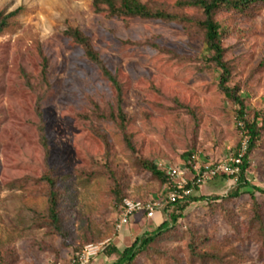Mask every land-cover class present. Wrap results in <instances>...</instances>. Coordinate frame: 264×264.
I'll list each match as a JSON object with an SVG mask.
<instances>
[{
    "label": "rangeland",
    "instance_id": "1",
    "mask_svg": "<svg viewBox=\"0 0 264 264\" xmlns=\"http://www.w3.org/2000/svg\"><path fill=\"white\" fill-rule=\"evenodd\" d=\"M139 1L189 22L118 19L95 12L91 0H0L2 17L12 14L0 33V264H71L90 244L102 250L89 264H112L117 256L107 249L129 247L172 211L166 187L142 161L181 167L195 157L230 168L234 154H244L239 107L221 91V70L195 24L201 10L176 6L185 0ZM214 20L227 87L242 97L244 120L261 129L245 178L264 190V3ZM70 29L89 39L120 83L133 151L109 117L114 89L66 35ZM47 178L59 196L61 235L49 226ZM234 185L228 172L197 188L193 196L211 200L188 205L132 264H264V196L254 193L259 225L246 189L227 198ZM118 195L163 206L117 232ZM192 249L213 257L197 260Z\"/></svg>",
    "mask_w": 264,
    "mask_h": 264
},
{
    "label": "trees",
    "instance_id": "2",
    "mask_svg": "<svg viewBox=\"0 0 264 264\" xmlns=\"http://www.w3.org/2000/svg\"><path fill=\"white\" fill-rule=\"evenodd\" d=\"M264 0H185L178 1L176 6L187 7V8H197L201 10L203 15V20L196 22L195 24L203 32V42L207 50L211 53L210 61L215 64L217 68L221 70L219 86L223 94L227 99L235 102L239 107L238 117L242 122V131L244 135L248 138L247 146L244 154L240 156V163L238 165H232L238 168V173L234 175L235 185L233 189L228 193L227 198H236L241 195V190L246 189L247 194L252 199V216L253 219L262 225V220L260 217L259 206L254 199V193H258L264 196V190L259 189L246 181L245 173L248 169V156L255 149V143L259 140L260 130L255 122H248L244 120V104L243 99L227 87V81L229 77V69L226 63L223 61L224 49L221 45L220 38V27L219 24L214 20V16L220 11H228L236 14L244 13L245 11L252 8V6L263 4ZM92 7L95 12H105L110 17H115L118 19L125 18H138L144 20H159L165 22H177V23H188L189 20L186 17H180L163 10H152L147 6L142 4L139 0H91ZM12 14L2 17L0 14V33L6 26V21ZM66 35L71 38V40L80 46L86 59L93 64L101 76L107 80L115 91L114 101H113V112L109 116L111 120L116 121L118 126L124 133V141L126 146L133 151L131 146L130 138L125 134V125L128 121L124 111H123V92L122 87L116 77L109 72L104 63L101 61L97 52L91 46L89 39L84 36L77 29H70L67 31ZM45 68V67H44ZM45 72V69H44ZM105 118L104 115H101ZM264 121V115H263ZM190 157V155H187ZM239 153L234 154V158H238ZM141 165L145 168L154 178H156L163 186L171 189L172 185L166 176V174L158 168L154 163H149L142 161ZM223 180L232 179L229 176L222 175ZM50 186V191L48 195V208L47 216L49 219V226L53 231L61 235V226L59 218V196L54 191V182L50 179H46ZM199 188V187H198ZM197 189V188H196ZM126 198L116 196V202L118 203V209L120 208L123 200ZM205 200H211L207 197H195L188 196L185 198L178 199L175 203L169 204L172 209L168 221L161 222L157 228L151 233H145L140 237L134 239L129 247L124 248L122 251H118L115 247H111L105 251L107 256L115 254L117 259L112 264H132L134 260L144 251L146 248L156 241L162 234L167 232L170 227L174 226L179 218H181L182 212L192 203H197ZM260 234L263 238L264 246V227L260 226ZM79 251L74 253L75 256ZM191 253L195 256L197 260H210L213 256L195 252L192 249Z\"/></svg>",
    "mask_w": 264,
    "mask_h": 264
},
{
    "label": "built area",
    "instance_id": "3",
    "mask_svg": "<svg viewBox=\"0 0 264 264\" xmlns=\"http://www.w3.org/2000/svg\"><path fill=\"white\" fill-rule=\"evenodd\" d=\"M242 155L239 154L238 158H234V165L240 163L239 158ZM232 165L230 168L225 166L214 167L202 164L199 165L195 157H191V159L181 167H160L172 185L171 189L166 188L163 202L169 205L175 203L180 198L193 196L196 188L204 185L218 174H227L230 172L231 176L236 175L238 173V168ZM162 206V200L140 201L124 199L119 208L120 214L116 225V231L121 232L124 227L130 223L134 215H140L142 218L144 217L148 220L153 219L162 209ZM101 250L100 245H87L72 257L71 264H89Z\"/></svg>",
    "mask_w": 264,
    "mask_h": 264
}]
</instances>
